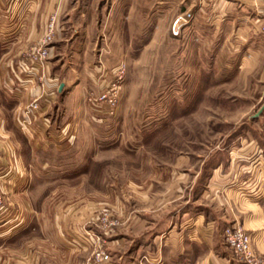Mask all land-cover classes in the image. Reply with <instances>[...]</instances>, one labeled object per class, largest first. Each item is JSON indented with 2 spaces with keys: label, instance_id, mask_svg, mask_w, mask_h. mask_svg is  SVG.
I'll use <instances>...</instances> for the list:
<instances>
[{
  "label": "rangeland",
  "instance_id": "rangeland-1",
  "mask_svg": "<svg viewBox=\"0 0 264 264\" xmlns=\"http://www.w3.org/2000/svg\"><path fill=\"white\" fill-rule=\"evenodd\" d=\"M198 6V0H138V8L131 14L129 9H94L96 24L85 26L78 19L83 10L75 5L68 9L69 19L66 15L50 16L33 42L18 46L16 40L0 34V53L8 51L13 63L10 88H1L10 102L5 108L7 117L13 114L15 99L45 80V66H50L51 77L58 74L55 81L64 80L68 85V90L58 95L50 124L52 133L60 138L48 132L33 133L28 122L24 127H13L7 119L20 144L11 138L20 153L25 151V157L16 164L14 154L10 164L0 165L3 223L27 222L30 210L43 203L50 208L58 199H86L98 215L106 209L118 222L116 207L128 213L153 206L161 214L165 198L167 226L174 212L187 200L197 198L211 167L224 163L229 149L231 161L241 171L237 178L255 176L262 154H244L237 146L241 142L248 145L243 137L253 140L252 146H264V113L255 116L264 105L263 90L228 87L224 73L210 71L216 64L217 54L212 55L215 41L213 33L196 30ZM118 12L120 20H127L128 25L101 23ZM187 12L192 14V21L173 36L174 20ZM51 21L55 36L49 57L37 65L32 61L35 48ZM113 33L117 38L113 39ZM201 36L202 41L197 42ZM81 49L90 65L80 60ZM16 52L19 57H15ZM118 70L122 76L120 102L108 115L111 112L105 106L88 98L90 93L104 91ZM242 92L244 99L236 96ZM30 104L24 110L28 119L34 116ZM62 129L64 136L59 135ZM69 131L75 135L72 139ZM131 183L144 190L148 187L149 197L139 201ZM256 183L247 184L244 197L264 204L262 184ZM160 220L159 215L154 222ZM111 257L116 261V255Z\"/></svg>",
  "mask_w": 264,
  "mask_h": 264
},
{
  "label": "crops",
  "instance_id": "crops-1",
  "mask_svg": "<svg viewBox=\"0 0 264 264\" xmlns=\"http://www.w3.org/2000/svg\"><path fill=\"white\" fill-rule=\"evenodd\" d=\"M198 1L195 22L199 24L196 30L199 33H213L215 42L212 47L217 50L212 52L213 56L217 55L216 64L211 66L210 71L214 72L216 69L217 75L224 73V82L228 87L243 91L262 89L264 94V31L261 30L264 25V5L259 0ZM73 2L0 0V34L16 40L19 46L35 41L50 16L56 15L59 18L66 15L69 19L71 16L68 9L75 5L83 10L78 19L85 26L94 23V9H129L131 14L133 9L138 8V0ZM149 6L152 7V4ZM119 13L117 16H106L101 23L105 26L121 23L128 25L127 20H120ZM107 36L108 34L106 38ZM115 38L117 36L113 33V39ZM202 39L203 36L197 38V42ZM14 55L19 57L17 52ZM0 57V165L3 166L4 163L10 164L11 157L16 154V164L22 163L25 157V151L20 153L19 145L11 138V135L15 136L16 130L8 128L7 119L13 127H24V123L28 122L33 133L48 132L54 138H60L56 133H52L54 128L53 124L52 128L50 124L52 113L57 107L58 95L67 91L68 85L64 80L55 81L58 74H51V77L50 66H45V80L35 85L28 94H21L15 99L13 114L7 117L5 108L9 107L10 102L1 92V88H10L13 63L9 60L8 51H1ZM79 57L90 65V60L83 55L82 49L79 51ZM60 85H63L61 92ZM236 96L243 97L241 99L246 97L244 92ZM33 100H37L39 110L31 111L34 116L28 119L24 110ZM246 101L243 100L242 104ZM63 130L59 133L60 136H64ZM67 135L71 139L75 136L71 131ZM16 141L19 143L17 139ZM242 141H247L248 145L244 146L241 142L237 146L238 152H257L263 156L255 166V176L246 175L242 180L237 178L241 171L238 165L231 161L232 150L229 149V158L211 168L197 198L191 202L187 200L184 206L174 212L171 220L168 219L170 221L167 226L165 198L160 205L161 214L153 206L152 210L145 208L128 213L123 207H116L114 210L119 225L110 234H105L98 227L97 211L91 208L88 200L58 199L50 208L45 207L43 203L38 209L30 210L31 218L27 222L23 219L19 220L20 222L16 220L3 223L4 219H0V264H84L90 253L81 252L73 239L82 238L86 232H92L107 242L109 253L116 255L114 264H244L227 248L222 239L223 230L229 226L241 227L251 234L255 251L264 256V204H261L260 200L245 198L243 194L247 184L256 181V184H262L260 189L264 201V167L261 166L264 164V146L250 145L253 140L248 137H243ZM254 141L257 143L255 139ZM245 181L244 186H241ZM133 185L135 197L139 201L149 197L151 192L148 187L144 190L145 188L137 183ZM248 189V192H251V188ZM159 215L162 220L155 223Z\"/></svg>",
  "mask_w": 264,
  "mask_h": 264
},
{
  "label": "built area",
  "instance_id": "built-area-1",
  "mask_svg": "<svg viewBox=\"0 0 264 264\" xmlns=\"http://www.w3.org/2000/svg\"><path fill=\"white\" fill-rule=\"evenodd\" d=\"M264 5V0H259ZM191 13L181 14L176 17L172 24L173 36H178L180 31L192 21ZM264 31V25L261 27ZM55 28L54 21H51L47 27L45 35L38 40L35 48L33 60L40 65L49 57L50 46L54 41ZM118 73L114 74V80L105 86L104 91L100 93H90L89 102L101 104L111 113L118 108L121 95L122 76ZM38 102L33 100L29 106L31 111H38ZM98 227L105 233L110 234L114 228L118 226V222L112 218L110 212L101 209L97 218ZM222 239L227 248L244 264H264V256L259 255L254 248L253 236L241 227L229 226L222 232ZM73 242L77 245L81 252H89V258L84 264H112V257L107 250V242L92 232H86L82 238H74Z\"/></svg>",
  "mask_w": 264,
  "mask_h": 264
},
{
  "label": "water",
  "instance_id": "water-1",
  "mask_svg": "<svg viewBox=\"0 0 264 264\" xmlns=\"http://www.w3.org/2000/svg\"><path fill=\"white\" fill-rule=\"evenodd\" d=\"M63 89V85H60V88H59V92H61ZM264 110V105L260 108V110L257 112V114L255 115L256 117H258Z\"/></svg>",
  "mask_w": 264,
  "mask_h": 264
},
{
  "label": "trees",
  "instance_id": "trees-1",
  "mask_svg": "<svg viewBox=\"0 0 264 264\" xmlns=\"http://www.w3.org/2000/svg\"><path fill=\"white\" fill-rule=\"evenodd\" d=\"M262 113H264V110H263V112ZM26 145V143H24V146ZM212 168V167H211Z\"/></svg>",
  "mask_w": 264,
  "mask_h": 264
}]
</instances>
